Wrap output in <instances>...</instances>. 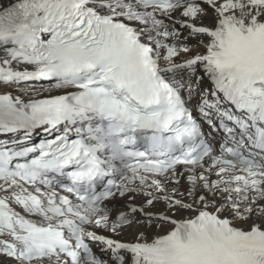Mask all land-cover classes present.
<instances>
[{"label":"snow or ice","instance_id":"6c2138e0","mask_svg":"<svg viewBox=\"0 0 264 264\" xmlns=\"http://www.w3.org/2000/svg\"><path fill=\"white\" fill-rule=\"evenodd\" d=\"M0 264H264V0H0Z\"/></svg>","mask_w":264,"mask_h":264}]
</instances>
